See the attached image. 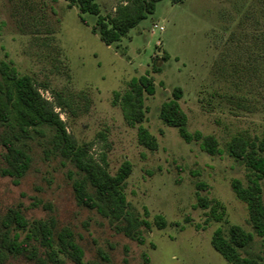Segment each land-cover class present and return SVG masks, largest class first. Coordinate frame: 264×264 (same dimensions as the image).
Instances as JSON below:
<instances>
[{
  "label": "rangeland",
  "instance_id": "rangeland-1",
  "mask_svg": "<svg viewBox=\"0 0 264 264\" xmlns=\"http://www.w3.org/2000/svg\"><path fill=\"white\" fill-rule=\"evenodd\" d=\"M96 2L109 15L125 0ZM95 19L80 14L73 0H0V60L32 78L77 144L98 161L104 157L109 174L124 160L131 163L122 189L149 223L144 241L76 203L67 168L45 156V140L26 142L32 162L17 183L0 174V215L19 205L29 222L53 218L57 229H71L84 261L100 264H229L210 240L217 228L235 224L253 234L245 254L264 263V237L254 233L246 204L230 186L233 178L245 182V168L224 151L210 155L198 142H184L159 118L178 86L188 130L214 136L220 149L234 135L264 132V0H161L110 45L93 30ZM155 23L163 30L153 29ZM141 75L155 87L143 94L140 124L155 137L154 150L138 143V124L126 123L115 97ZM5 151L0 143V170ZM199 197L221 202L222 219L210 218ZM156 215L164 228L155 225Z\"/></svg>",
  "mask_w": 264,
  "mask_h": 264
},
{
  "label": "trees",
  "instance_id": "trees-1",
  "mask_svg": "<svg viewBox=\"0 0 264 264\" xmlns=\"http://www.w3.org/2000/svg\"><path fill=\"white\" fill-rule=\"evenodd\" d=\"M160 1L125 0L109 15L101 14L96 0H73V3L80 14L95 16L93 30L104 44L110 45L120 41L129 30L151 15ZM181 1L172 0L174 3ZM167 56L165 53L163 59ZM154 92L153 82L141 75L131 78L128 89L122 94L115 93L126 123L138 124V143L150 150L157 148V141L140 124L144 119L143 94L152 95ZM182 94L181 87L172 89L171 97L160 105L159 118L165 125L175 128L184 142H198L200 148L210 155L224 151L245 168V182L233 178L231 190L246 204L254 233L264 237V132L254 137L234 135L220 149L214 136L188 130L187 116L178 102ZM33 139L45 140V156L57 159L67 168L77 204L95 210L114 224L118 232L143 243L141 231L148 230L149 223L140 219L130 207L122 189L131 172V163L124 160L113 175L109 174L104 157L98 161L86 147L77 144L32 78L19 74L11 61L0 60V143L6 150L3 155L5 166L0 170L2 176L12 177L17 183L27 173L32 157L26 142ZM199 204L209 208L210 218L222 219L224 206L221 202L199 197ZM144 214H148L146 209ZM154 223L159 229L166 226L160 215L154 217ZM20 232H25L22 238ZM252 241V233L230 224L226 231L214 230L210 243L229 264H264L259 257L245 254ZM62 257L71 264H100L84 261L83 250L71 229H57L53 218L29 222L19 205L0 215V264H63ZM143 258L145 262L149 261L148 256L143 255Z\"/></svg>",
  "mask_w": 264,
  "mask_h": 264
},
{
  "label": "built area",
  "instance_id": "built-area-1",
  "mask_svg": "<svg viewBox=\"0 0 264 264\" xmlns=\"http://www.w3.org/2000/svg\"><path fill=\"white\" fill-rule=\"evenodd\" d=\"M153 29H159V30H163V27L162 26H159L157 23L153 24Z\"/></svg>",
  "mask_w": 264,
  "mask_h": 264
}]
</instances>
